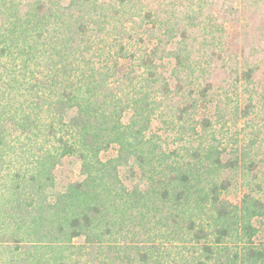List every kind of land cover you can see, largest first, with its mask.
Listing matches in <instances>:
<instances>
[{
    "label": "trees",
    "instance_id": "16d2710c",
    "mask_svg": "<svg viewBox=\"0 0 264 264\" xmlns=\"http://www.w3.org/2000/svg\"><path fill=\"white\" fill-rule=\"evenodd\" d=\"M263 218L264 0H0V264H264Z\"/></svg>",
    "mask_w": 264,
    "mask_h": 264
},
{
    "label": "rangeland",
    "instance_id": "374dc122",
    "mask_svg": "<svg viewBox=\"0 0 264 264\" xmlns=\"http://www.w3.org/2000/svg\"><path fill=\"white\" fill-rule=\"evenodd\" d=\"M232 30H234V28H232V26L230 27ZM172 65V62H169L167 65V68H170ZM128 64L126 62L125 67L127 68ZM168 70L166 71V75ZM212 111V108L210 109ZM160 124L157 121H153L152 123V131H154L155 129L158 128ZM243 126V119H240V121L238 122L237 126H231L230 127V131L231 133H233V137L235 138L236 136L241 138V135L243 132H246L247 130H240ZM238 131H240L241 133L238 135L237 133ZM177 143H169V148H174V146H176ZM114 151L113 150H106L104 152L101 153V157L102 158H106L107 156L113 154ZM229 156L226 155L225 158ZM55 174L58 180L61 181H67V180H73L75 178L78 177L79 174V163L74 160L71 157H64L61 160V163L55 168ZM241 174L240 171H237V182H233V186L229 189V191L227 192V197L232 200L233 202L239 198V194L241 192V187L239 186L240 184V180H241ZM255 225L258 227V233L256 235V240L257 241H261L262 243H264V218L260 219V220H256L255 221Z\"/></svg>",
    "mask_w": 264,
    "mask_h": 264
}]
</instances>
